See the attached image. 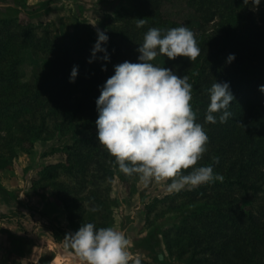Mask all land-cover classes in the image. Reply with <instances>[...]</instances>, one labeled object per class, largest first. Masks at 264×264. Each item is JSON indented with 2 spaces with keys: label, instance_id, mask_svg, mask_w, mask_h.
Returning a JSON list of instances; mask_svg holds the SVG:
<instances>
[{
  "label": "trees",
  "instance_id": "16d2710c",
  "mask_svg": "<svg viewBox=\"0 0 264 264\" xmlns=\"http://www.w3.org/2000/svg\"><path fill=\"white\" fill-rule=\"evenodd\" d=\"M168 1L128 0L126 9L105 17L100 27L109 37L102 45L108 62L102 52L93 59L98 37L84 24L75 23L70 31L57 33L55 27L46 25L37 35L35 28L16 19H0V168L35 142L56 137L70 140L63 148L64 161L45 167L40 174L48 182L44 188L52 189L67 215L68 227L59 229V234L50 233L56 243L77 232L83 218L93 223L104 214L109 220L111 179L117 174L126 184L132 178L119 171L97 142L96 100L99 89L114 74V66L138 62L137 48L149 29L159 28L163 34L179 26L163 12ZM187 4L202 24L219 16L217 29L196 39L201 50L196 59L169 60L162 55L176 75L187 76L192 84L191 107L209 137L202 166L211 165L224 178L214 182L218 187L213 203L205 204L190 219L203 220L199 263L264 264L261 209L242 210L237 198L230 201V187L256 193L264 178V93L259 91L264 85V25L246 18L244 27L237 29V0H187ZM259 10L264 20L263 7ZM137 19H145L143 27H137ZM24 50L46 62L35 68L28 81H23L21 72ZM229 55L235 56L230 64L226 62ZM152 63L156 64L155 59ZM73 67L78 74L70 83ZM215 82H227L234 96L229 108L232 115L225 123L218 119L216 124L205 123L208 90ZM217 158L219 163H214ZM107 226L103 222L102 227Z\"/></svg>",
  "mask_w": 264,
  "mask_h": 264
},
{
  "label": "rangeland",
  "instance_id": "374dc122",
  "mask_svg": "<svg viewBox=\"0 0 264 264\" xmlns=\"http://www.w3.org/2000/svg\"><path fill=\"white\" fill-rule=\"evenodd\" d=\"M237 3L234 17L237 29L244 27L246 18L257 26L264 25L259 10V7L264 9V4L255 6L251 2L246 4L245 0L242 4L237 0ZM127 7L128 0H0V19H16L23 26L35 28L37 35L43 33L46 25L55 27L57 33V30L70 31L75 23L84 24L97 34L98 30L102 31L100 25L105 17H115L118 11ZM163 12L178 27L187 26L195 39L211 34L219 22V16L216 15L202 24L187 0H169ZM20 56L23 81L30 80L35 68L46 63L27 50L21 51ZM155 62L157 67L170 69L162 55H158ZM69 141L68 137H56L35 142L30 149L25 147L26 150L17 151L13 158L4 163L5 168H0V185H5L0 188L11 203L8 208L0 206V219L6 217L13 221L12 231L20 236L11 242L0 237V264H50L62 252L67 258L74 257V260L61 261V264H80L73 249L66 246L64 241L56 243L50 235L51 231L59 234V229L68 227L67 215L52 189L44 188L48 182H43L40 175L45 167L64 161L62 152ZM208 144L206 152L209 150ZM202 165L200 159L195 167ZM110 184L109 220L103 214L93 224L99 229L103 228L104 222L107 227L126 233L129 241L128 264H201L203 220L190 219L199 213L198 210H204L205 204L213 203V193L218 185L210 183L169 193L165 182L145 185L133 176L125 184L117 174ZM230 188L233 190L230 201L237 198L242 210L256 212L261 209L264 220V178L256 193L239 192L236 186ZM39 207L44 208L48 218H56L58 223L42 222ZM82 222L90 223L85 222L84 218ZM1 227L0 232H3ZM4 242L6 246H3ZM28 252L35 254L26 258Z\"/></svg>",
  "mask_w": 264,
  "mask_h": 264
},
{
  "label": "clouds",
  "instance_id": "9594fccd",
  "mask_svg": "<svg viewBox=\"0 0 264 264\" xmlns=\"http://www.w3.org/2000/svg\"><path fill=\"white\" fill-rule=\"evenodd\" d=\"M258 6L261 0H245ZM145 19H137L143 27ZM92 57L104 53L109 37L97 31ZM138 62L125 61L114 66V74L99 89L96 100L97 142L113 158L112 162L126 176L139 182H165L169 193L185 188L223 181L213 167H195L206 152L209 137L196 112L191 107L192 84L187 76H178L171 69L157 67L152 61L158 55L169 60L184 57L194 60L200 55L193 32L187 26L174 27L162 34L151 28L138 46ZM235 60L229 55L227 63ZM93 61L90 59L89 63ZM106 70V69H102ZM78 68L73 67L70 83H74ZM264 93V85L259 87ZM209 104L205 123L228 121L234 96L227 82H215L208 90ZM214 163H219L218 158ZM191 169V171H187ZM187 171V174H184ZM128 238L123 230L112 227L97 229L93 223L82 224L77 232L68 235L64 244L75 251L80 264H128Z\"/></svg>",
  "mask_w": 264,
  "mask_h": 264
},
{
  "label": "crops",
  "instance_id": "0c3cea01",
  "mask_svg": "<svg viewBox=\"0 0 264 264\" xmlns=\"http://www.w3.org/2000/svg\"><path fill=\"white\" fill-rule=\"evenodd\" d=\"M8 178H10V177H8ZM0 186H4L5 187V185L3 183ZM7 196L8 195H6L4 192H2L1 191V188H0V206L3 205L4 207H7V208L8 207H11V203H10V201H8ZM38 211L41 213L42 222H45V223H53L55 225L58 223V221H57L56 218H54V219L51 220L50 218H48L46 216V213H45L44 208H40L39 207L38 208ZM16 223H18V222L16 221ZM12 224H13V221L9 220L6 217L0 219V226H2L1 227V230L3 229V232H0L1 240L7 241V242L10 240V242H11V240H13L15 237H20L18 235V233H16V232L14 233L12 231V226H11ZM26 224H28V223L26 222ZM66 224L65 225L61 224V225L62 226H66ZM6 245H7V243L4 242L3 243V246H6ZM34 254L35 253H33V252L31 254H29V252H28L27 255H26V258H30V255H31V257H33ZM61 254H63L65 256V259H63L62 261H65V260H74V257L67 258L66 254H64V252H62L59 255H57L55 257V259L50 264H52L54 262H55L54 264H61V261L59 263L56 262L58 256H60Z\"/></svg>",
  "mask_w": 264,
  "mask_h": 264
},
{
  "label": "bare ground",
  "instance_id": "6f19581e",
  "mask_svg": "<svg viewBox=\"0 0 264 264\" xmlns=\"http://www.w3.org/2000/svg\"><path fill=\"white\" fill-rule=\"evenodd\" d=\"M63 259H65V256H64L63 254H61L60 256H58L56 262L59 263V262L62 261ZM54 263H55V262H54ZM54 263H52V264H54Z\"/></svg>",
  "mask_w": 264,
  "mask_h": 264
}]
</instances>
